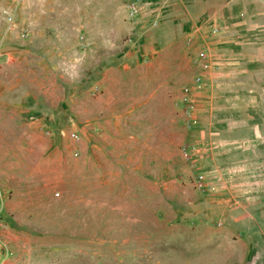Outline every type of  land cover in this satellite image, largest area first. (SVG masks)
<instances>
[{"label": "rangeland", "instance_id": "rangeland-1", "mask_svg": "<svg viewBox=\"0 0 264 264\" xmlns=\"http://www.w3.org/2000/svg\"><path fill=\"white\" fill-rule=\"evenodd\" d=\"M131 1L0 0V264H264L256 90Z\"/></svg>", "mask_w": 264, "mask_h": 264}, {"label": "crops", "instance_id": "crops-1", "mask_svg": "<svg viewBox=\"0 0 264 264\" xmlns=\"http://www.w3.org/2000/svg\"><path fill=\"white\" fill-rule=\"evenodd\" d=\"M186 2L181 17L187 22L189 34L209 38L201 42L205 46H200L210 60L209 65L214 59L215 69L222 68L226 74L227 69L238 67V76L244 78V89L256 90V121L244 116V134H248L244 136L258 152L264 150V0ZM219 72L208 78L219 79Z\"/></svg>", "mask_w": 264, "mask_h": 264}, {"label": "built area", "instance_id": "built-area-1", "mask_svg": "<svg viewBox=\"0 0 264 264\" xmlns=\"http://www.w3.org/2000/svg\"><path fill=\"white\" fill-rule=\"evenodd\" d=\"M141 2L139 0H133L127 4V10L130 15V18L134 17L135 14L141 9ZM203 56V53H202Z\"/></svg>", "mask_w": 264, "mask_h": 264}]
</instances>
